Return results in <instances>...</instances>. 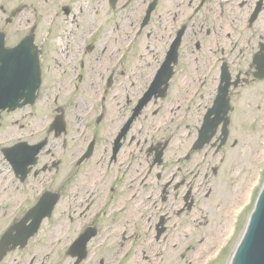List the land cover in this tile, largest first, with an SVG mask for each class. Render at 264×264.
<instances>
[{"label":"flooded vegetation","instance_id":"obj_1","mask_svg":"<svg viewBox=\"0 0 264 264\" xmlns=\"http://www.w3.org/2000/svg\"><path fill=\"white\" fill-rule=\"evenodd\" d=\"M0 32L7 40L16 39L14 43L34 32L44 71V96L33 107L4 113L0 120V264H52L44 238L47 216L36 226L30 210L47 193V155L54 150L62 155L72 150L77 156L70 175L77 178L69 180L68 170L62 171L59 202L67 204L70 188L76 216H68L64 231L72 227L79 234L87 229L88 251L106 246L110 255L102 264H123L122 247L138 227L132 225L131 209L120 218L114 215L115 203L146 188L157 173L160 186L163 165L147 159L148 142L141 131L119 142L115 138L149 90L164 93L147 103L150 110L143 111L141 125L173 136L183 108L197 112L200 125L224 71L231 76V107L251 105L244 98L259 85L252 61L264 50V0H0ZM173 43L177 50L162 71ZM115 82L124 93L120 98L112 95ZM84 95L90 99L77 103ZM58 111L65 124L59 135L50 131V115ZM36 145L42 147L32 163L29 156ZM90 145L86 161L94 164L93 180L85 179L81 169ZM9 147L23 153L19 169L5 155ZM181 184L172 180L174 203L168 204L169 195L167 201L160 200L158 219L163 216L168 222L180 200L186 206L192 200L194 206L195 200L211 199L212 189L194 194V183L180 196ZM142 209L136 205L135 214H143ZM27 234L31 236L25 241L14 242ZM71 239L65 235L63 241L68 245ZM57 264L78 263L64 258Z\"/></svg>","mask_w":264,"mask_h":264},{"label":"rangeland","instance_id":"obj_2","mask_svg":"<svg viewBox=\"0 0 264 264\" xmlns=\"http://www.w3.org/2000/svg\"><path fill=\"white\" fill-rule=\"evenodd\" d=\"M117 93L118 97H122L124 95L123 92L119 91L117 88V82H115V85L113 87V96L114 94ZM257 103H258V111L255 108H251V107H247V106H243V112L242 113H238L241 109V107H235L232 110V114L233 116V129L232 130V134H236L237 131H235V129L238 128H244L245 130H243V132H246L245 134H241L239 136V138L243 141L246 142V140L249 138V132H252L254 135L251 137V139L249 140V147L245 148H240L239 150V158H237V160L240 161H244L243 162V166L242 168H237V163L235 162V160L232 161H228L229 165L227 166L225 163V167L223 169L224 172H226V174L223 176L222 181H228V186H226L223 182V191L226 193H230L232 191L233 188H231V186L237 188H240L241 185H245V178H251L254 176V178L259 181L258 182V188L261 186L263 179H264V174L261 172L260 168L258 167L256 169V173L255 171L253 172L252 168L253 167V163L255 160V151L257 150V143H260L261 149L263 150V155H262V160L258 161V164H262L264 162V92H257ZM236 100H240V97H235ZM259 115V123H255L253 126H251V122L254 119V117L256 115ZM242 132V133H243ZM148 134H144L142 136V138L144 139V137H147ZM72 142V141H71ZM153 142V141H152ZM150 145V142H148L145 147L147 148ZM228 146H230V143L228 144ZM245 147V146H244ZM237 147H235L232 150H235ZM259 149V146H258ZM227 159L230 156V152L231 150H227ZM74 153V152H73ZM72 152H68L66 154H64V161L62 163V167L69 169L70 166V160L73 159L75 157V155ZM243 156V157H242ZM51 157V155L47 156V160ZM50 161V160H49ZM47 161V163L49 162ZM94 165L89 162L87 163L84 167L83 170L85 171V175L86 174H91L93 171ZM49 169L50 171H47V179L50 178V176L55 175L56 176V171L55 169H53V167H50L49 164ZM228 169L232 170L231 173H227ZM260 174H262V178L259 180V176ZM231 177V178H230ZM127 180L129 177V175H127ZM155 179H159V177H156L154 175ZM242 179H243V183H242ZM60 180V179H59ZM72 202H69L67 204H65L64 202L59 203L57 210H56V215L53 218V221H58V223L63 222V216L66 215L68 213H72V208H69L68 206L71 204ZM174 203L173 200V196H171L168 200V204L171 206ZM73 204V203H72ZM250 206H248V208H250ZM247 208V209H248ZM148 213H152V210H149ZM211 214V212H210ZM208 214V221L206 226L203 225L199 228V231H196L195 233L191 234V231H194V225H190L191 227L188 228V226H183L180 225L179 223H176V228H173L172 231L170 230H166L165 232V236L166 238L169 240V254H171V256H173V260L170 262V264H183V261L186 262V264H190L191 263V259H193V262L191 264H197V262L200 264V262L202 261V259L198 260L199 255H203L205 256L207 253H209L212 250V247H214V242L212 241H207V243H204L202 245V247L200 248V250L197 249V247L202 243V240H204V238L206 237V233H202V230L207 231L208 228L210 227V230L213 231V229L221 222L224 220V217L219 218V214L216 217V219H214L215 217H213V215ZM215 216V214H214ZM180 221H185V217L182 216L180 218ZM245 221V220H244ZM55 227H49L47 225V230L44 232V238H46L47 235V247L50 249L53 246V243H51L49 241V233H51V231L53 230V228ZM191 229V230H190ZM181 230H186V231H190L186 238L188 240V244H182L180 248L174 249L172 248V241L174 239V237H176L179 232ZM151 237L149 239H145V234L144 232H142V240L144 244H149L151 241ZM199 239V240H198ZM237 239V238H235ZM195 240H198V242L196 243ZM182 242V241H181ZM230 242V241H229ZM233 243V241H231L229 243L228 246H230ZM148 245H146L145 249L148 251ZM55 248V247H54ZM53 248L50 250L51 254H53ZM231 249H229L230 252ZM48 253V252H47ZM197 253H199L197 255ZM231 253V252H230ZM193 256V257H192ZM227 256V254H226ZM192 257V258H191ZM178 259V260H177ZM228 263V261H227ZM226 264V262L224 263Z\"/></svg>","mask_w":264,"mask_h":264},{"label":"water","instance_id":"obj_3","mask_svg":"<svg viewBox=\"0 0 264 264\" xmlns=\"http://www.w3.org/2000/svg\"><path fill=\"white\" fill-rule=\"evenodd\" d=\"M5 52L4 62L5 66L8 67L11 62L14 61L16 51L8 50ZM21 74L22 71L20 72L19 80ZM23 88L18 89L16 96L23 93ZM9 94L10 89L4 88V99H6ZM232 264H264V189L260 195L256 211L249 224L248 232L233 259Z\"/></svg>","mask_w":264,"mask_h":264},{"label":"bare ground","instance_id":"obj_4","mask_svg":"<svg viewBox=\"0 0 264 264\" xmlns=\"http://www.w3.org/2000/svg\"><path fill=\"white\" fill-rule=\"evenodd\" d=\"M239 144H241V142H239ZM259 160V159H258ZM96 173H100L101 174V172H96ZM250 184H252V182L250 183ZM246 191H247V189H246ZM217 196L218 195H215L213 198H217ZM206 197V195L203 197V198H205ZM222 197V195H219L218 196V198H221ZM241 199L243 200L244 199V193L242 194V196H241ZM208 202H210V203H212V199L211 200H209ZM217 202V201H216ZM235 202L236 201H232V204H234L235 205ZM207 211V209L206 210H204V211H201L200 212V214H203L204 212H206ZM231 212H232V210L230 211V213L229 214H231ZM229 217V216H228ZM222 225H223V228H224V230L222 229V230H220V229H215V232H213V234H208L207 235V237H206V239L205 240H202V243L197 247V249L198 250H200V248L202 247V245L204 244V242H206V241H209L210 239H212L213 238V235H215V233L217 234L216 235V237H217V240L218 241H220V239L222 238V237H224L227 233H228V224H226V223H223L222 222ZM217 241V242H218ZM199 253H197V255H198ZM193 257V256H192ZM191 257V258H192ZM161 258H162V256H161ZM161 258L159 257V259H158V261L160 260L161 261ZM171 259V257L169 256L168 257V260H170ZM191 260H193V259H191ZM167 261V259L166 258H163L162 259V263L163 264H165V262Z\"/></svg>","mask_w":264,"mask_h":264}]
</instances>
